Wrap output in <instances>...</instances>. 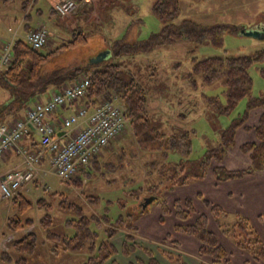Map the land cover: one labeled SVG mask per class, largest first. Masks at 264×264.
<instances>
[{
	"label": "rangeland",
	"instance_id": "374dc122",
	"mask_svg": "<svg viewBox=\"0 0 264 264\" xmlns=\"http://www.w3.org/2000/svg\"><path fill=\"white\" fill-rule=\"evenodd\" d=\"M38 1L43 4L38 5V8L42 10L44 17H39L35 14L37 6L34 5L35 8L30 12L33 19L27 22L30 26L35 25L36 21L44 20L48 15L50 3L45 2V4L43 0ZM95 1L93 8L88 11L89 15L86 17V22L89 25L85 24L84 26L82 24V20H85L86 15L84 12L79 15V10L70 15V17H60L61 22L65 25L62 32L64 39L57 40L53 46L51 38H49L46 46L39 49L40 52H53L68 43L71 40V33L74 29L85 32L88 35V40L82 47L60 52L53 59L51 67L72 68V66H83L86 64L89 70H95L103 60L94 64H89L88 62L95 61V59H103L104 55L112 51L111 45L115 41L124 39L126 43H131L147 40L152 34L161 33L162 25L151 10L152 5L157 0H106V3L105 1L102 3L101 0ZM24 2L34 4L32 3L33 0H0V38L8 37L7 29L10 27L14 30L16 23L23 20ZM105 5H108V7L103 10ZM179 8L181 13L173 22L174 28H177L184 19L192 20L195 24L202 26H226L227 33L223 36L222 47L214 48L208 44L199 45L195 49L191 42L177 41L173 44L153 48L147 53L117 56L111 54L108 59L120 65L121 68L142 84L148 101V119L160 132L165 135L185 133L189 132V130L193 132L190 137L192 152L188 159L197 161L202 159L205 152L218 145L224 129L230 125L232 120L243 114L246 99L239 102L234 113L230 116H217L206 104L204 96H217L222 102H225L222 93L225 87L221 86L219 82L206 85L201 81V76L199 75H196V89L190 87L186 83L184 75L192 72L191 58L195 57L198 60L209 56L219 57L221 55L243 57L251 56L261 50L264 51V40L252 39L242 34L243 31L254 33L264 30V0H203L200 2L196 0H179ZM17 38L22 39L21 35H18ZM13 43L10 42L11 45ZM191 50L194 52L189 54ZM261 68H264V58L261 63H255L248 71L253 85L252 97L260 94L264 95V78L259 74V69ZM246 125L251 128L246 131L240 128L236 131L233 141L234 145L225 151L220 161L214 162L213 167L219 166L230 171H244L250 167L249 156L240 151V146L247 142L257 143L254 131L256 125L250 119L246 121ZM105 149H107L105 156H103L105 153L103 150L100 155L101 159L98 160L99 162L96 161L97 167H94V169L88 167L92 174L88 175V178L81 177L83 179L81 188H76L72 181H66L65 184L61 183L56 174L50 168H47L42 173V176L39 177V172L36 171V176L31 183L24 186L20 192L23 191L25 193L28 190V186L32 185L30 192L25 193L27 198L35 203L40 198H46L53 205V211L51 212L53 224L50 227V231L55 234L57 233L64 237H71L74 234L73 229L66 227L65 224L67 220L74 219L72 213L56 207L57 203L64 198L65 202H74L82 205L87 215L95 214L98 217L106 215L110 218L111 223L119 218L118 216H123L126 221L132 219L131 223L135 230L128 233L124 229H120L113 238V243L117 247L118 252H120V245L124 242L125 234H131L134 236L136 243L151 250L155 255L158 254L159 257H162L161 252L179 254L182 257L180 244L178 247H174L171 241L180 242L183 246L190 237L174 233L173 226H171L172 222L169 223L170 219L167 216H165L163 224H158L157 216H154L158 209L155 203L147 204V209L142 210L140 205L137 202H133L127 194L129 190L134 189L133 186L136 188V185L142 186L145 184L143 182V178H145V163L154 161L160 163L161 158H159L157 153L152 154L150 151L138 148L131 135L129 126L111 142L109 145L110 150L108 147ZM169 158V161L177 163L181 157L172 154L169 155ZM120 162H122V168ZM110 164L113 165L111 168L109 167ZM210 169L206 172L205 179L207 180H205V183L209 182ZM249 176L255 178L262 176L264 178V170L248 175L244 179L249 178ZM133 181L136 185L133 184ZM201 183L199 182L195 186L198 185L201 188ZM260 183L264 184V180L260 181ZM233 184L231 189L234 193L243 192L239 183ZM199 191L204 195L203 198L228 212L227 223L234 224L237 220L236 217H238L236 212L240 214L248 223L257 240L264 244V201H261L259 206L245 201L239 203L227 202L226 198L211 196L204 189ZM176 192L177 190L171 191L167 195L166 201L169 207L172 206L171 201L175 199L170 196H174ZM54 193L57 195L52 196ZM179 195L193 199L196 211L207 212L202 202L194 198L193 194L180 192ZM87 196L98 197V201L91 205L85 199ZM14 213L15 210L11 205V199L0 203V251H8V243L14 238L12 234L9 235L5 231V220ZM44 213L45 211L37 210L34 207L32 212L26 215L34 218L36 224L33 227L24 229L23 232L34 230L37 235V247L33 254L27 256L29 264H83L90 256L86 251H81L80 253L59 252L57 255L49 252V248L53 244L45 239V233L38 227V219L44 216ZM128 214L132 218H129ZM207 214L209 229L215 234L218 231L222 234V230L214 224L216 220L214 214ZM258 215H263L262 221H259ZM138 225L139 227L137 228ZM140 228L144 234L150 233L149 237L160 236L161 240L158 242L143 238ZM167 232L169 234L166 235H169L168 238L170 240L169 242H163L166 239L165 237H167L164 234ZM104 235L103 232L99 231L98 241H101ZM218 235L220 236V234ZM222 235L224 237H219L220 244L226 251V260L228 262L231 261L228 264H243L244 261H248V263L244 264H264V262L257 261L252 257L250 249L236 246L230 235ZM21 236L22 234H19L17 238ZM9 253L14 259L21 257L12 248L9 249ZM137 258L146 260L145 255L138 249L135 254L126 258L121 253H118L113 260L119 264H130L134 263ZM105 264L111 263L109 261Z\"/></svg>",
	"mask_w": 264,
	"mask_h": 264
},
{
	"label": "trees",
	"instance_id": "16d2710c",
	"mask_svg": "<svg viewBox=\"0 0 264 264\" xmlns=\"http://www.w3.org/2000/svg\"><path fill=\"white\" fill-rule=\"evenodd\" d=\"M151 10L162 25L161 33L152 34L147 40L131 43L119 39L111 45L110 55L147 53L153 48L173 44L177 41L191 42L195 49L199 45L208 44L214 48L222 47L223 36L227 33L224 25L202 26L195 24L192 20L184 19L177 28H174L173 22L181 13L179 0H157ZM71 36L68 43L49 53L32 49L24 40L14 41L12 63L7 69L0 72V124L11 123L18 118L22 119L21 114L25 113L32 103L38 102L44 94L51 90L60 92L64 87L73 84L74 81L84 76L87 77L90 81L84 102L87 109H93L101 101L116 99L124 109L123 113L136 146L142 150L150 151L152 154L157 153L161 158L160 163L156 161L145 163L144 185L138 186L133 181L137 187L132 185L134 189L127 193L133 202H137L142 210L147 209V205L144 206L146 200L150 201L147 204L155 203L160 210L158 214L160 224L164 223L165 216H167L174 222L172 224L174 233L195 238L199 243L198 257L206 260L208 264H228L229 262L226 260V251L220 244L219 237L209 229L207 213L214 214L216 218L214 224L222 230V234L230 235L236 246L250 249L255 260L264 262V244L257 240L248 223L241 216L236 217L237 220L234 224H229L226 222L229 217L227 212L199 195L197 199H200L207 212L196 211L193 200L173 199L171 207L166 201L167 195L171 191L190 186L198 181L203 182L206 172L210 168V175L218 183L242 179L264 170V95L252 97V79L248 74L249 69L255 63H261L264 51L261 50L251 56L243 57L221 55L198 60L195 57L191 58L192 72L184 75V79L190 87L196 89V75L201 76V81L206 85L219 82L221 86L225 87L222 92L225 102H222L217 96H204L206 104L217 116H230L234 113L239 102L246 99L245 111L224 129L218 145L205 152L202 159L194 161L188 159L192 152L190 137L193 132L189 130L185 133L165 135L150 123L147 113L148 101L142 84L120 65L106 58L95 70H89L86 64L72 66V68L50 66L60 52L82 47L87 43L88 35L85 32L74 29ZM193 52L191 50L189 54ZM88 63L94 64L95 61ZM259 74L264 78V68L259 69ZM257 110L262 111L258 124L254 127L257 143L247 142L240 146V151L249 156L250 167L244 171H230L219 166L213 167L214 162L220 161L225 151L234 145L236 131L240 128L245 131L251 128L245 124L250 113ZM172 154L181 157L179 162L169 161V155ZM94 157L89 160L90 169L97 167ZM111 164L110 168L113 166ZM90 169L80 167L77 174L70 180L76 188L82 187V178H88V175L92 174ZM61 183L65 184L62 181ZM55 195L57 194L54 193L52 196ZM85 199L91 205L98 201V197L92 196H87ZM11 205L15 213L5 220V231L9 235L12 234L14 238L8 243V251H0V264H29L27 256L33 254L37 247V235L34 230L26 232L23 230L36 224L34 218L26 216L32 212L34 207L37 210L45 211L44 216L38 219V227L45 233V239L53 244L49 248V252L54 255L59 252L80 253L86 251L90 256L83 264H105L109 261L111 264H119L113 260L118 253L126 258L135 254L138 249L145 255L146 260L137 258L134 263L130 264H160L154 253L136 243L131 234H125L124 242L120 245V252H118L113 238L120 229H124L128 233L135 230L131 223L132 219L126 221L123 216H118L119 218L111 223L110 218L106 215L100 217L95 214L87 215L82 205L65 202L63 198L56 207L71 212L74 218L65 223L66 227L73 229L74 234L71 237H64L50 231L53 224L51 217L53 205L46 198H40L35 203L23 193H18L11 198ZM128 217L132 218L130 214ZM99 231L105 234L101 241H98ZM19 234L22 236L17 238ZM166 236L163 242H169V235ZM171 243L174 247L179 246L174 240ZM10 248L21 257L14 259L13 256H10ZM161 254L169 264H188L179 254L168 252H161Z\"/></svg>",
	"mask_w": 264,
	"mask_h": 264
},
{
	"label": "built area",
	"instance_id": "2783aa9c",
	"mask_svg": "<svg viewBox=\"0 0 264 264\" xmlns=\"http://www.w3.org/2000/svg\"><path fill=\"white\" fill-rule=\"evenodd\" d=\"M51 10L61 18L70 17L86 4L95 0H47ZM27 44L34 50L48 43V29L41 25L25 35ZM12 45L5 43L0 55V72L12 63ZM90 81L82 77L73 84L52 94L46 101H38L25 112V119L0 124V160L7 150L14 149L22 156L23 167L0 176V203L20 193L36 176L40 154H29L19 146L20 140L30 133L29 125L38 135L40 147L50 154V170L62 181H70L80 167L87 168L89 160L98 156L115 138L127 129L124 109L116 99L101 101L91 110L85 106ZM79 104L73 114L63 119L61 128H77L73 135L60 144L58 128L48 122L51 113L68 105Z\"/></svg>",
	"mask_w": 264,
	"mask_h": 264
},
{
	"label": "crops",
	"instance_id": "0c3cea01",
	"mask_svg": "<svg viewBox=\"0 0 264 264\" xmlns=\"http://www.w3.org/2000/svg\"><path fill=\"white\" fill-rule=\"evenodd\" d=\"M101 1H102V3H103V1H105V3H106V0H101ZM43 2L47 3V0H43ZM32 3H34V4H29L26 2L23 3V4H25V6L23 7V10H24L23 20L16 23V26H15L16 28L14 30L11 29L10 27L7 29V32L9 33L8 37L0 38L1 39L0 40V55L2 53L1 49H2L3 44L10 43V42L13 43L15 40L19 39V38H17L18 35H21V38L23 40H25L26 33H28L31 30H35L36 28L40 27L41 25H44L47 27L48 39L51 38L53 46L57 40L59 41V39H64L62 32H63V28L65 25L63 22H61L60 17L57 14H55L49 6H48L49 11H48L47 18L45 17L44 20H41L39 22L36 21V24L33 26H30L29 23H27V22L32 21V19H33L30 12H31V10H33L35 8L34 5L37 6L35 14L38 15L39 17L43 16L42 10L38 8V5H43V4H40L38 0H33ZM107 7H108V5H105L103 10H106ZM91 8H93V3L86 4L85 6H83L81 8V10L78 11L79 15H81V12H84L86 15L84 18L85 20H82V22H83L82 24L84 26H85V24L89 25L86 22V17L89 15L88 11ZM22 39H19V40H22ZM55 92L56 91L51 90L48 93L44 94L42 97H40L39 100L40 101H46V100L50 99L52 94ZM32 104H34V103H32ZM78 105L79 104L77 103L74 105H68V106L62 107L61 109L51 113V115L48 116V122L50 124H52L53 126H55L56 128H58V130H59L57 133V137H58L60 144H64V142L67 141V137L70 135H73L77 130V128H73V129H69V130H67L65 128H61V123H62L63 119L69 117V115L74 113V111L76 110ZM261 114H262L261 110L253 111L252 113H250L248 119L252 120L253 124L257 125L259 117ZM24 116H25V113L23 112L20 117L22 119H25ZM29 129H30L29 135L24 137L22 140H20L19 146L21 149L25 150L29 154L30 153L31 154H40V158H39V161L37 162L38 164H37V168H36L37 171L39 172V174H38V177H39V176H42V173H44L47 168H50V163H49L50 154L48 152L44 151L40 147L38 135L36 134L33 127L29 125ZM108 149H109V146H108ZM106 150L107 149H104L103 152H105ZM105 154H106V152L104 153L103 156H105ZM100 155H101V153L98 156L94 157V160H96V161L100 160L101 159ZM22 167H23V164H22L21 154L16 153V151L14 149L7 150L6 154L0 160V176H3L4 174L8 173V171L19 169ZM88 167H90V165H88ZM88 167L86 168L87 170H88ZM205 180H207V179H205ZM205 180H203V182L201 181L202 182L201 188L198 185L195 186L196 184H199V181H198V182H195L194 184H192L190 186L180 187V189H176L177 192L174 194V196H170V197H174L176 200H180V201L182 199H189L192 201L193 199H191L190 197L180 196L179 193L184 192L185 194H187V193L191 194V195L193 194L194 198L197 199L198 195L201 197H204V195L201 193V191H199L200 189H204V191H206V192L208 191L209 195H211V196H217L219 198H221V197L226 198L227 202L232 201V202L239 203V202L245 201L249 204L255 203L259 206L260 202L264 201V184L260 183V181L264 180V178L262 176L256 177V178L249 176V178H246V179L242 178V179H238L237 181H226L225 183H218L215 179L212 178V175H210V178L208 179L209 182L205 183ZM227 182H229V183H227ZM233 183H239L241 189H243V192L242 193H240V192L234 193L233 190L231 189V186L234 185ZM31 187H32V185L28 186V190L25 193H29L30 190L32 189ZM20 193H23V191H21ZM25 193H23V194L25 195ZM198 200H200V199H198ZM261 206H262V204H261ZM158 214H159V208L154 213V216L155 217L157 216V223L159 224L160 222L158 221V216H159ZM236 215L241 216L237 212H236ZM257 218L259 219V221H262L263 215L262 216L258 215ZM171 221H172V219L169 221V223ZM173 223L174 222L172 221V224ZM172 224H171V226H173ZM139 225L137 226V228L139 227ZM140 233H141L142 237L145 239H151V240L158 241V242L161 240L160 236L159 237H154V236L149 237L150 233L144 234V232H143V230H141V228H140ZM166 234H168V232L165 233L164 235H166ZM218 234H220V236H223L221 234V232H219V231L217 232L216 235L218 237H220ZM186 241H187V243H185V245H183V246L181 245L180 242H178V244H180V249L182 251V257H184V259L188 262V264H208V262L206 260H205L206 261L205 262L204 260H202L198 257V253H197L198 249H199L198 248V246H199L198 241L196 239L193 240L191 237L189 239H187ZM157 255L158 254H156V255L154 254L156 260L159 261L160 264H169L168 261H166L164 258L159 257V255L158 256ZM142 260H144V259H142ZM229 262L231 263V261H229ZM244 263H248V261H244L243 264Z\"/></svg>",
	"mask_w": 264,
	"mask_h": 264
},
{
	"label": "water",
	"instance_id": "95a60500",
	"mask_svg": "<svg viewBox=\"0 0 264 264\" xmlns=\"http://www.w3.org/2000/svg\"><path fill=\"white\" fill-rule=\"evenodd\" d=\"M242 34H244L246 37L252 38V39H260V40H264V30L263 31H258V32H242ZM110 53H107L106 55L103 56V59H96L95 62H99L101 60H106V58H109ZM149 200H146V203L144 204V206L147 205V203H149Z\"/></svg>",
	"mask_w": 264,
	"mask_h": 264
}]
</instances>
